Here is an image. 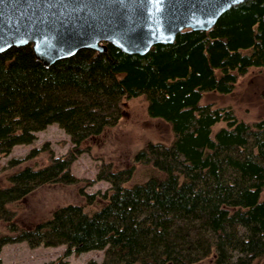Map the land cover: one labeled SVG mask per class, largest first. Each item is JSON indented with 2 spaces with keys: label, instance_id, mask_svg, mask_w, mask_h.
<instances>
[{
  "label": "trees",
  "instance_id": "1",
  "mask_svg": "<svg viewBox=\"0 0 264 264\" xmlns=\"http://www.w3.org/2000/svg\"><path fill=\"white\" fill-rule=\"evenodd\" d=\"M252 66H264V0L233 4L211 28L183 29L143 54L106 44L44 64L30 43L0 52V156L52 122L72 143L46 164L7 176L0 218H9L7 203L40 184L74 183L79 144L116 122L122 97L142 95L146 113L172 132L169 144L147 142L134 152L146 167L143 180L125 184L133 164L103 165L94 178L108 188L85 194L87 204L101 196L100 207L59 206L30 229L0 235V247L24 240L64 243L65 255L103 249L101 261L87 264H192L210 253L213 264H264V119L246 122L230 106L199 101L204 91H230Z\"/></svg>",
  "mask_w": 264,
  "mask_h": 264
},
{
  "label": "rangeland",
  "instance_id": "2",
  "mask_svg": "<svg viewBox=\"0 0 264 264\" xmlns=\"http://www.w3.org/2000/svg\"><path fill=\"white\" fill-rule=\"evenodd\" d=\"M200 103L212 106H230L236 117L246 122L264 119V66L249 67L239 75L233 89L228 92L208 90L202 92ZM146 102L142 95L123 98L120 101V116L110 126H105L96 135L86 137L79 144L81 149L70 165L74 183L40 184L20 199L6 204L9 218H0V235H15L16 229H30L48 219L53 210L65 204H82L86 209H97L105 201L97 195L93 202L86 203L85 194L102 193L109 183L94 178L99 167L109 165L117 170L134 165V173L126 185L144 179L145 166L132 160L134 152L147 142L169 144L172 132L169 124L161 118L146 113ZM223 125L219 122L213 128ZM34 139L27 144H14L6 155L0 156V187L8 185L7 176L23 166H42L51 155L67 152L72 143L69 135L56 123L47 124L34 132ZM46 144L42 147L43 144ZM39 149L27 157L30 149ZM13 159V162H9ZM264 195V189L262 196ZM66 245L29 246L26 241H7L0 247V264H42L59 260L60 264H87L101 261L103 249H90L64 254ZM192 264H213V254Z\"/></svg>",
  "mask_w": 264,
  "mask_h": 264
},
{
  "label": "water",
  "instance_id": "3",
  "mask_svg": "<svg viewBox=\"0 0 264 264\" xmlns=\"http://www.w3.org/2000/svg\"><path fill=\"white\" fill-rule=\"evenodd\" d=\"M243 0H0V52L31 44L44 64L80 48L102 52L111 44L145 53L170 43L183 29L207 30Z\"/></svg>",
  "mask_w": 264,
  "mask_h": 264
}]
</instances>
